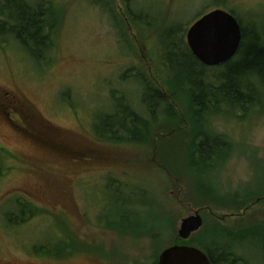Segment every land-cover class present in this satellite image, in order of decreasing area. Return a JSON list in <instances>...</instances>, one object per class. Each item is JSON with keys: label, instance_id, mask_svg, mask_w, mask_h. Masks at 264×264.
<instances>
[{"label": "rangeland", "instance_id": "1", "mask_svg": "<svg viewBox=\"0 0 264 264\" xmlns=\"http://www.w3.org/2000/svg\"><path fill=\"white\" fill-rule=\"evenodd\" d=\"M106 1L116 21L90 0H56L57 46L46 65L14 40L0 41V90L20 98L15 125L0 117V264H158L165 248L202 241L217 242L243 264H264L256 234L264 228V89L257 78L248 82L260 100L246 111L203 113L204 132L223 143L203 169L185 170L173 155H154L178 141L174 121L162 113L152 119L149 139L97 131L102 117L130 102L143 110L136 74L167 91L162 38L169 28L186 41L198 18L222 8L264 38V0H137L132 12L143 8L149 25L134 23L123 0ZM225 63L208 68L213 83ZM183 91L173 102L188 136V120L196 126ZM25 203L35 215L13 224L10 211ZM197 212L203 226L183 240L182 219ZM68 237L75 241L71 253L39 251Z\"/></svg>", "mask_w": 264, "mask_h": 264}, {"label": "trees", "instance_id": "2", "mask_svg": "<svg viewBox=\"0 0 264 264\" xmlns=\"http://www.w3.org/2000/svg\"><path fill=\"white\" fill-rule=\"evenodd\" d=\"M90 1L93 5L103 8L110 19L117 20V10L114 5L106 0ZM135 2L137 0H123L128 16L134 23L141 21L149 25L148 14L143 8L132 12ZM57 8L56 0H0V41L14 40L34 61L40 65H46L55 54L57 46L55 36L59 23ZM117 27L121 32L124 31L121 23H118ZM166 32L163 33L166 34L164 40L162 38V63L165 67L162 74L166 80L167 91L153 83L147 74L140 76L136 74L143 88V110L137 111L130 102L123 107L122 111L120 109L117 113L102 117L97 131H102L100 135L109 138H116L115 134L120 133L129 136L131 141L139 140V137L149 139L155 125L152 119L159 117L158 114L162 113L163 117L165 115L174 121L171 129L177 131L178 141L169 150L163 148L164 145L159 146L154 155H165V160L168 156L172 158L173 155L185 170L203 169L211 158H218L219 148L223 143L220 139L212 138L204 132L200 124L203 120L202 115L209 110L218 111L221 107L246 111L249 106L259 102L260 98H254L256 91L248 80L251 77L257 78L264 89V38L258 28L250 31L242 27V42L237 57L224 64L223 68L226 69L215 77L219 81L216 84L207 73L209 66L195 57L182 35H178L175 28H169ZM184 87L186 91H183ZM222 88L225 91H221ZM182 91L187 96L196 126L195 128L190 119L188 120L186 128L192 130L188 136L182 133V128L186 126L185 121L178 114L173 102L178 92ZM257 95L260 96L261 91L258 90ZM210 142H212L211 145ZM158 150H161V153H157ZM204 187L205 185H202L201 188L204 189ZM31 207L25 203L22 204L21 209L10 211L13 212L9 214L11 222L13 224L27 222L36 212V209ZM256 234L264 242V228L256 229ZM74 242L71 237H68L53 248L48 243L42 244L39 251L61 256L76 250L73 247ZM217 245L219 244L215 241L210 243L202 241L196 246L205 250L213 264H243L242 259L234 252L224 247L218 248Z\"/></svg>", "mask_w": 264, "mask_h": 264}, {"label": "water", "instance_id": "3", "mask_svg": "<svg viewBox=\"0 0 264 264\" xmlns=\"http://www.w3.org/2000/svg\"><path fill=\"white\" fill-rule=\"evenodd\" d=\"M186 41L195 57L206 66H217L232 59L242 42V26L236 16L216 8L198 18L188 29ZM197 212L182 219L179 236L187 240L203 226ZM158 264H213L200 247L174 244L161 251Z\"/></svg>", "mask_w": 264, "mask_h": 264}, {"label": "flooded vegetation", "instance_id": "4", "mask_svg": "<svg viewBox=\"0 0 264 264\" xmlns=\"http://www.w3.org/2000/svg\"><path fill=\"white\" fill-rule=\"evenodd\" d=\"M20 98L15 92H2L0 90V108L3 107L5 109V115H0V117L7 119L13 125H15L14 116L18 115V106H19ZM65 180H61L64 189H68L71 184V179L68 177L64 178Z\"/></svg>", "mask_w": 264, "mask_h": 264}]
</instances>
